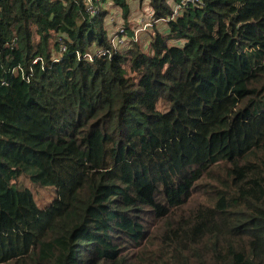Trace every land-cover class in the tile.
I'll return each instance as SVG.
<instances>
[{
  "label": "trees",
  "instance_id": "16d2710c",
  "mask_svg": "<svg viewBox=\"0 0 264 264\" xmlns=\"http://www.w3.org/2000/svg\"><path fill=\"white\" fill-rule=\"evenodd\" d=\"M174 5L0 0V264H264V0Z\"/></svg>",
  "mask_w": 264,
  "mask_h": 264
},
{
  "label": "rangeland",
  "instance_id": "374dc122",
  "mask_svg": "<svg viewBox=\"0 0 264 264\" xmlns=\"http://www.w3.org/2000/svg\"><path fill=\"white\" fill-rule=\"evenodd\" d=\"M167 4L173 6L174 2L167 0ZM99 9L101 13H104V24L109 42L118 53H126L129 49L135 48V45L142 51H147L155 34L166 35L167 25L165 20L155 15L148 2L139 3L132 1L130 3V12L126 19L122 11L117 7L102 6ZM137 31H139V34L137 41H135L134 37ZM93 51L95 52V50ZM16 187L28 189L35 204L40 209L47 207L54 198L52 187H40L24 176L16 181ZM143 219L153 223L150 218L143 217Z\"/></svg>",
  "mask_w": 264,
  "mask_h": 264
},
{
  "label": "built area",
  "instance_id": "2783aa9c",
  "mask_svg": "<svg viewBox=\"0 0 264 264\" xmlns=\"http://www.w3.org/2000/svg\"><path fill=\"white\" fill-rule=\"evenodd\" d=\"M91 2H92V0H87V3L90 4ZM196 2H197V0H182V1H180L179 4L174 5V7H173V11H172V17H176L177 15H179L180 12H181V10H182V8H183L184 6H186L187 4H196ZM93 15H95V12L93 13ZM138 34H139V31H137V32L135 33V37H134V40H135V41H137ZM132 42H133V41H132ZM62 52H63V51H62Z\"/></svg>",
  "mask_w": 264,
  "mask_h": 264
}]
</instances>
